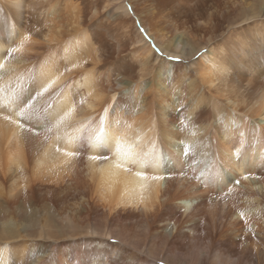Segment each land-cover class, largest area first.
Segmentation results:
<instances>
[{
    "label": "bare ground",
    "instance_id": "obj_1",
    "mask_svg": "<svg viewBox=\"0 0 264 264\" xmlns=\"http://www.w3.org/2000/svg\"><path fill=\"white\" fill-rule=\"evenodd\" d=\"M47 85L39 136L4 119L24 122L21 100ZM97 135L107 161L90 158ZM117 138L160 164L116 167ZM13 261L264 264V0H0V264Z\"/></svg>",
    "mask_w": 264,
    "mask_h": 264
},
{
    "label": "snow or ice",
    "instance_id": "obj_2",
    "mask_svg": "<svg viewBox=\"0 0 264 264\" xmlns=\"http://www.w3.org/2000/svg\"><path fill=\"white\" fill-rule=\"evenodd\" d=\"M175 59H178V57H175ZM49 87H51V85H47L41 91H37L35 93V96H31V98L25 97L24 99L21 100L20 103L23 106L19 107V111L17 112V116L20 118H23L24 122H21L20 119L14 120L11 115L4 116V119L9 121L10 123L17 124L21 129L25 130L27 133L31 134L32 136H39L41 134V130L38 128L37 125H34L31 123L32 116H33V112H32L33 101L37 97H40L43 92H46ZM25 100L27 101V103H25ZM67 115H68V113H65L64 116H61L57 120V124L59 125L62 121H64ZM101 121H102V118H101ZM45 123H47V120H45ZM44 130L48 131V132L51 131L50 128H46ZM101 130L103 131V128ZM75 139L78 142H80L81 149H82L83 148V137L82 136L76 137ZM105 139L106 138H101L99 135H97L96 144L100 148L101 154L91 156L90 158L92 160L107 161L110 159V155L105 154V153H111L112 148H110L109 144L105 142ZM57 151H61V149L57 148ZM114 152H115V155L117 157L116 167L124 168L126 171H131V168L126 167V164H131L134 166L138 162H143L147 166V168H151L153 166V164H156V165L160 164V161L155 160V159L144 158L143 160H141L137 156V154L132 150L131 147H129L125 151L122 147V144H121V141L119 138H117L114 142ZM65 154L68 156H76V155H80L81 152H80V150H78L77 152H66ZM221 168H223L225 174H227L228 169L224 168L223 164H221ZM165 171H172V169H169L166 167ZM136 175L137 176H144V172L138 171V172H136ZM151 178L152 179H164V177H162V176H153ZM227 178L230 179V177H227ZM245 178H247V177H245ZM233 183L238 185L240 183V181L237 179V180L233 181ZM229 191H231V189H229ZM241 215H243V214H241ZM12 264H15V262L13 261Z\"/></svg>",
    "mask_w": 264,
    "mask_h": 264
},
{
    "label": "rangeland",
    "instance_id": "obj_3",
    "mask_svg": "<svg viewBox=\"0 0 264 264\" xmlns=\"http://www.w3.org/2000/svg\"><path fill=\"white\" fill-rule=\"evenodd\" d=\"M261 247H263V246H261ZM261 247H259V248H261ZM259 248H258V249H259ZM258 251H260V250H258Z\"/></svg>",
    "mask_w": 264,
    "mask_h": 264
}]
</instances>
